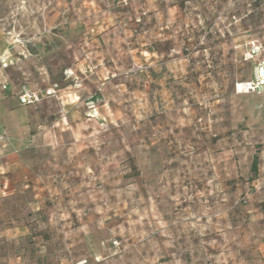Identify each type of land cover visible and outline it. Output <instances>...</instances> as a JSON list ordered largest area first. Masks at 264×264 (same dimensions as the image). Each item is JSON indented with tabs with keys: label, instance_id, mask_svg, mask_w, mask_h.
<instances>
[{
	"label": "rangeland",
	"instance_id": "rangeland-1",
	"mask_svg": "<svg viewBox=\"0 0 264 264\" xmlns=\"http://www.w3.org/2000/svg\"><path fill=\"white\" fill-rule=\"evenodd\" d=\"M7 46L0 264H264V0H0Z\"/></svg>",
	"mask_w": 264,
	"mask_h": 264
},
{
	"label": "crops",
	"instance_id": "crops-1",
	"mask_svg": "<svg viewBox=\"0 0 264 264\" xmlns=\"http://www.w3.org/2000/svg\"><path fill=\"white\" fill-rule=\"evenodd\" d=\"M3 62L6 63L5 66L2 65ZM13 63L15 62L11 47L7 46L0 52V78L6 80L10 85L7 95L0 98V132L8 137L6 141L0 143V200L8 198L14 193L15 185L12 177L17 170L23 169L21 151L26 141V125L20 107L30 105L22 104L19 100L21 86L25 84L31 89L30 83L24 82L18 86L9 77L8 69ZM32 91L38 93L39 97L42 95L39 91ZM14 231L10 229L7 233Z\"/></svg>",
	"mask_w": 264,
	"mask_h": 264
},
{
	"label": "built area",
	"instance_id": "built-area-1",
	"mask_svg": "<svg viewBox=\"0 0 264 264\" xmlns=\"http://www.w3.org/2000/svg\"><path fill=\"white\" fill-rule=\"evenodd\" d=\"M259 50V46L252 44L250 54H255ZM2 65H6L5 62ZM245 87L248 90H256L258 88H264V61H261L257 66L255 76L252 80L244 83ZM10 90V85L6 80L0 78V98H3L7 95ZM39 99V95L36 92H33L27 85H22L20 88L19 100L22 104H31L35 103ZM8 139L7 135L0 132V143Z\"/></svg>",
	"mask_w": 264,
	"mask_h": 264
},
{
	"label": "trees",
	"instance_id": "trees-1",
	"mask_svg": "<svg viewBox=\"0 0 264 264\" xmlns=\"http://www.w3.org/2000/svg\"><path fill=\"white\" fill-rule=\"evenodd\" d=\"M252 171L256 173L258 171V162L257 158L254 159L253 164H252ZM32 236V232H30V238Z\"/></svg>",
	"mask_w": 264,
	"mask_h": 264
},
{
	"label": "bare ground",
	"instance_id": "bare-ground-1",
	"mask_svg": "<svg viewBox=\"0 0 264 264\" xmlns=\"http://www.w3.org/2000/svg\"><path fill=\"white\" fill-rule=\"evenodd\" d=\"M244 83L243 82H240V83H238V90L241 92V91H243V88H244Z\"/></svg>",
	"mask_w": 264,
	"mask_h": 264
}]
</instances>
